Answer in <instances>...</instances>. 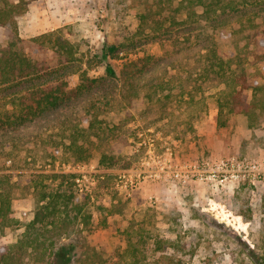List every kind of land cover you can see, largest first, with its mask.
Returning a JSON list of instances; mask_svg holds the SVG:
<instances>
[{"label":"rangeland","instance_id":"rangeland-1","mask_svg":"<svg viewBox=\"0 0 264 264\" xmlns=\"http://www.w3.org/2000/svg\"><path fill=\"white\" fill-rule=\"evenodd\" d=\"M25 1V12L16 16L18 46L50 70L58 68L62 62L51 47L32 37L59 32L77 50L64 65L77 70L72 84L80 82L82 70L96 82L59 107L0 128V176L11 184L13 210L0 244L15 243L32 217L33 185L51 190L60 180L51 174L66 173L76 186L73 173L60 171L72 162L88 178L75 198L91 217L79 236L60 240L54 264H128L130 237L138 240L137 264H262L264 183L239 189L183 184L169 171L201 158L264 155V108L251 117L225 111L221 118L216 108L219 90H227L226 102L240 88V74L254 80L261 75L259 5L239 0L240 10L217 31L228 61L226 75L216 78L204 67L200 48L186 47L183 29H172L178 38L173 42L137 29L143 0ZM8 35L0 26V44ZM111 43L115 51L102 56ZM12 90L0 87V108ZM242 95L250 101V89ZM188 244L195 248L190 256L184 253Z\"/></svg>","mask_w":264,"mask_h":264},{"label":"trees","instance_id":"trees-1","mask_svg":"<svg viewBox=\"0 0 264 264\" xmlns=\"http://www.w3.org/2000/svg\"><path fill=\"white\" fill-rule=\"evenodd\" d=\"M241 2L257 3L259 7L254 13L264 17V0ZM143 3V10L138 15L139 31H156L158 35H164L168 41L173 42L178 38L172 36V29H183L186 47L196 45L200 48L201 60L204 58L206 61L204 67L211 70L216 78L226 75L223 72L224 63L228 61L224 53L225 45L217 40L216 33L240 10L239 0H143ZM26 4L25 0H0V26L9 30L6 43L0 44V87L13 88L0 108V128L22 124L45 110L59 107L77 93L93 87L96 82L95 79L88 78L82 70L79 73L80 82L77 85L72 84V75L77 70H67L64 65L73 61L77 50L59 32H47L32 37L39 46L51 47L58 56V61L62 62L58 68L50 70L47 62L26 53L18 46V37H15L16 16L25 12ZM115 49L116 44L107 45L102 56L113 53ZM153 57L150 55L148 58ZM106 72L109 76L115 75L109 64L106 65ZM238 79L240 88H233V94L226 102L227 90H219L220 96L216 102L218 118L225 111L235 110L251 117L256 110L264 108V66L257 80L245 77L243 73ZM124 81L132 84L130 80ZM245 88L251 91L250 101L242 95ZM224 124V120H220V125ZM51 176L60 179L51 190H39L33 185L36 192L32 217L24 224L15 243L0 244V264H54L60 240L71 235L79 236L83 227L89 225L91 215L83 210L75 198L77 188L75 186L72 189V175L52 173ZM12 211L11 184L8 178L0 176V234L11 223ZM131 239L130 237L124 251L130 250L128 264H137L138 240ZM170 243L175 252V245L172 241ZM71 251V248L65 251L67 263L70 261ZM194 252L195 248L189 244L184 250L189 256ZM261 263L264 264V257Z\"/></svg>","mask_w":264,"mask_h":264},{"label":"built area","instance_id":"built-area-1","mask_svg":"<svg viewBox=\"0 0 264 264\" xmlns=\"http://www.w3.org/2000/svg\"><path fill=\"white\" fill-rule=\"evenodd\" d=\"M74 174L76 187L82 190L88 178L78 163H68L63 170ZM173 178L183 184L228 185L233 189L242 186L255 188L264 183V155L232 153L214 159L201 158L170 168Z\"/></svg>","mask_w":264,"mask_h":264},{"label":"bare ground","instance_id":"bare-ground-1","mask_svg":"<svg viewBox=\"0 0 264 264\" xmlns=\"http://www.w3.org/2000/svg\"><path fill=\"white\" fill-rule=\"evenodd\" d=\"M233 219H234V217H233ZM232 220V219H231ZM237 222V221H236Z\"/></svg>","mask_w":264,"mask_h":264}]
</instances>
